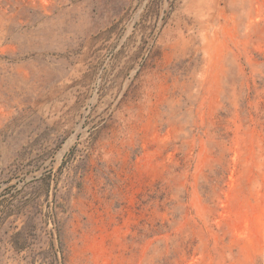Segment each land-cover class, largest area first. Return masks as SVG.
I'll list each match as a JSON object with an SVG mask.
<instances>
[{
    "label": "rangeland",
    "instance_id": "374dc122",
    "mask_svg": "<svg viewBox=\"0 0 264 264\" xmlns=\"http://www.w3.org/2000/svg\"><path fill=\"white\" fill-rule=\"evenodd\" d=\"M0 264H264V0H0Z\"/></svg>",
    "mask_w": 264,
    "mask_h": 264
}]
</instances>
